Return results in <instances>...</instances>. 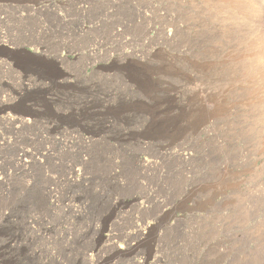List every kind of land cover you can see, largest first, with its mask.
<instances>
[{"label":"rangeland","instance_id":"rangeland-1","mask_svg":"<svg viewBox=\"0 0 264 264\" xmlns=\"http://www.w3.org/2000/svg\"><path fill=\"white\" fill-rule=\"evenodd\" d=\"M212 5L0 0V108L7 107L0 113V170L7 172L0 180V264H264V123L245 106L242 81L241 114L172 138V150L186 157L150 139L153 119L141 106L150 102L146 88L178 83L161 79V66L196 78L238 39L237 26ZM139 60L152 74L138 86L121 66ZM33 62L65 80L24 85L17 66L29 70ZM217 76L196 83L218 89ZM41 96L45 102L36 104ZM114 109L122 112L112 120ZM31 110L39 121L30 126L15 130L4 121ZM86 131L96 133L92 140L77 137L87 138ZM20 147L38 159L20 168ZM143 159L153 163L142 167ZM72 165L82 171L70 182ZM146 222L151 230L138 234ZM9 234L17 245L4 250Z\"/></svg>","mask_w":264,"mask_h":264},{"label":"bare ground","instance_id":"bare-ground-1","mask_svg":"<svg viewBox=\"0 0 264 264\" xmlns=\"http://www.w3.org/2000/svg\"><path fill=\"white\" fill-rule=\"evenodd\" d=\"M208 1L210 2V4H213L214 6H218V9L217 10L220 13H222V15H219V16H224L226 19L229 20V22H232V24H235L237 26V28L239 29L238 30L239 31V35L237 34L238 35L237 36L238 39L234 40L233 43H231V45H229L227 47V49L223 53H221L222 55L219 57L221 59L218 60L219 63L216 62L215 64H213L214 62L211 61V63H209L208 65H205L203 67H202V65H204V64H202L200 66V67H202L201 70L195 71L196 74H197V77L196 78L195 77L192 78L191 76L187 75L190 72V70H189V72L187 74H184L185 72L184 73H181V69L182 68H180L179 71L178 70L170 71V70H166V68H165V71H164L163 66L160 65L161 66L160 69L163 70V71L158 72V73L155 71L158 74L159 77H162L161 79H171V80L172 79L175 80V78L178 79L177 81L175 80L176 82H178L177 84L176 83L175 84H171V83L169 84L167 81H162V83L164 84V85L162 84L163 86H156V87H148V88H146L145 89V92L147 93V96H149L150 102L147 105H145V106L141 105L142 106V109L144 110V113L147 112L152 117V119H153V121L151 123V128H150L152 130L151 132L153 133L152 134L153 136L150 139L156 140V142L158 143V145L160 146V148L162 150H164V151H170L172 153L173 152L177 153V150H172V147H174L173 146L174 145L173 143L176 142V141L175 142H172V138L173 137H176L177 133L179 131H181V130H184V131H188L190 133H196L197 134L198 132L205 131V128L208 127V125H210L212 123L221 122V120L224 121V122H226L225 119H228L229 120L231 116H234L236 114H239L240 113L239 112V102H240L239 100L241 99L239 97V89H240V87H239V80L242 81V83L244 85V89H245V93L243 92L244 89H243V91H242V89H240V91H242L245 94V97H243L244 100H245L244 101V104H246L245 106H249V107H251L252 109L255 110L254 112H255L256 116H254V118H253L255 120V122L257 121L256 119L258 118L259 121L260 120L262 121L261 123H264V88H261V87H259L257 85L256 80L250 76L249 71H248L249 61L252 59L253 53L255 51V45L253 43V38L257 34L264 35V0H208ZM162 18H163V16H162ZM211 18L212 17H210V19ZM165 23H167V22H165ZM172 30L173 29L171 28V31ZM164 31H166V30H164ZM227 33L228 32H226V34ZM162 34H163V31H162ZM220 35H222V34H220ZM163 36H165V35L163 34ZM165 38H166V36H165ZM167 38H169V37H167ZM224 48L225 47L223 46V50H224ZM176 49H178V48H176ZM217 51H218V49H217ZM152 54L154 56V53H152ZM137 56H139V55H137ZM142 56H145V55H142ZM57 57L58 58H62L61 56H57ZM145 57H144V59H145ZM150 58H152V57H150ZM173 59H175V58H173ZM128 60H130V59H128ZM131 61H133V60H131ZM141 61H144V60H141ZM141 61L139 60V61H137L135 63L134 62H129V61L128 62L127 61L126 62L124 61V63L121 66L123 69L128 70L127 72H129L130 70H132V72L128 74V77L134 82V84H137L138 86L139 85L148 84V78L152 74V73L149 74V70L147 69L149 67H146V65L143 66V62H141ZM175 61H177V59H175ZM178 61H180V60L178 59ZM147 63L148 62L146 60V64ZM163 63H165V62H163ZM169 63L170 62H168V64ZM177 65H179V64H177ZM42 66L43 65L40 64V63H37V64L34 63L33 66H30V69L29 70H28V66H26V65L25 66H19V65L17 66V67H19L20 69L23 70V74L21 75V77L23 78V82L24 81L27 82V83H24V85L30 86V84H31V85H39V86H45V85H50V86H53L54 85V86H56L59 83L60 84L62 83L60 81H64L65 80V78L62 77V75H63L62 72H58L57 71L58 72L57 75H54L52 73L49 74L48 72L42 70L43 69ZM166 66H167V64L164 67H166ZM187 66H189V65H187ZM191 66H193V64ZM196 66L193 67V68H196ZM167 67H170V66L168 65ZM108 68H110V67H108ZM174 69H175V67H174ZM176 69H177V67H176ZM206 69H207V71H206ZM183 71H185V70H183ZM211 73H213L214 75H219L220 76V77L219 76H217V77H218V81L221 83V86H219V87L217 86L219 82H216L217 85L214 84L215 86L218 87V89H214L215 87L213 89L212 88H208L207 86H203L204 84L203 85H199V83H196V82H201L203 79H205V76L208 77V76L211 75ZM64 75H65V73H64ZM194 76H196V75H194ZM157 81H158V79H157ZM208 81H210V79H208ZM206 82H207V80H206ZM202 83H203V81H202ZM131 84H133V83H131ZM158 84L161 85L160 83H158ZM211 85H213V84H211ZM240 85H241V83H240ZM243 85H241V87ZM27 86H24V87H27ZM41 90H43V89H41ZM136 90H137V88H136ZM42 98H44V97L41 96V98H36V99H33V100H34V102L36 104L37 103L39 104L40 102H41V104H43L45 102V100H42ZM1 101H2L1 102V104H2L4 102V98L1 99ZM240 103H242V102H240ZM133 104L136 106L137 103L136 104L133 103ZM106 108H108V107H106ZM5 109H7V107L4 106V104H3L2 107L0 108V113L4 112ZM121 109H123V108L121 107ZM121 109H119V110H117V109L115 110L114 109L113 110L114 112L111 113L112 117H110V118H112V120H115L117 118L118 113H119V111ZM130 109H131V107H130ZM33 110H31V111H24V112H13L12 114L7 113L6 118H4V121H7L11 125H14L13 127L15 128V130L16 129H19L21 127H24V126H26V127L27 126H30L32 123H35V120L38 117V113L35 112V111H33ZM105 111H107V110H105ZM120 112H122V111H120ZM141 112H143V111L141 110ZM46 114H47V112H46ZM127 114H128V112H127ZM255 114H253V115H255ZM39 116H40V113H39ZM255 117H257V118L255 119ZM38 119L39 118H37V120ZM230 120H232V119H230ZM242 121H243V119H242ZM229 123L231 124V122H229ZM233 123H234V121H233ZM249 123H251V122H249ZM256 123H254V124H256ZM221 126H223V125H221ZM261 126L263 127L264 125H261ZM246 128H248V127H246ZM208 130L209 129L207 128V131ZM96 131H98V130H96ZM86 132L88 133V137L87 138H85L81 134H77V137L80 138V139H83L85 141L86 139L92 140L93 136L96 135V133L94 131L93 132L86 131ZM263 136H264V134H263ZM254 140H255V137H254ZM4 141H5V139H4ZM262 144L264 145V143H262ZM175 145H177V144H175ZM177 154H180L182 157H186L187 156V153L185 154L186 156H184V153H180V149H179V151H178ZM15 155H16L15 156V162H16V164L20 168H25V167L28 166V164L32 160L38 159L36 157L37 156L36 153L31 152L30 150L25 149L23 147H20L18 149L17 153H15ZM39 156L42 157V156H44V154L42 152H40L39 153ZM38 161H40V160H38ZM140 163H141V166L142 167H145L146 168V166H149L150 164H152L153 161L150 160V159H148V160L147 159H143V160H140ZM80 171H82V170H80V167L75 168L72 165V167L70 169V172H69V175L70 176L69 175H66V179L68 181H70V182L77 181L78 180V176L81 173ZM6 173L7 172H5L3 170H0V180H1V178H3V177L6 176ZM9 175H10V173H9ZM217 182H219V181H217ZM217 185H218V183H217ZM78 208H76V209H78ZM26 223H27V226L31 227L29 221H27ZM143 226L144 227H142V228L137 226L139 229L141 228L140 230L138 229L139 230V233L138 234H141V235L146 234V232L150 229L151 224H149V222L148 223L146 222ZM138 230H137V232H138ZM1 235H2V233H1ZM130 239H132V238H130ZM121 240H122V237H121ZM16 241H17V237L15 235H10L9 237H6L5 239H3V242H2L1 245L5 248L4 250L10 249V248L13 247V246H11L12 244H14V246L17 245ZM122 244H119V245L117 244L120 249L123 246L124 247H128V248L131 247V244H130V240L129 239L128 240L126 239V241L124 242V245L123 246H122ZM90 251H92V250H90ZM83 254L84 255L86 254V255H88L90 257H92L93 255H95V253L89 254V253H86V252L85 253L83 252Z\"/></svg>","mask_w":264,"mask_h":264},{"label":"clouds","instance_id":"clouds-1","mask_svg":"<svg viewBox=\"0 0 264 264\" xmlns=\"http://www.w3.org/2000/svg\"><path fill=\"white\" fill-rule=\"evenodd\" d=\"M255 51L252 59L249 61L248 71L257 85L264 88V35L257 34L253 38Z\"/></svg>","mask_w":264,"mask_h":264}]
</instances>
